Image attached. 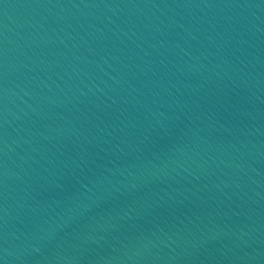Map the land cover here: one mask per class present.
Here are the masks:
<instances>
[{
  "label": "water",
  "instance_id": "1",
  "mask_svg": "<svg viewBox=\"0 0 264 264\" xmlns=\"http://www.w3.org/2000/svg\"><path fill=\"white\" fill-rule=\"evenodd\" d=\"M0 264H264V0H0Z\"/></svg>",
  "mask_w": 264,
  "mask_h": 264
}]
</instances>
